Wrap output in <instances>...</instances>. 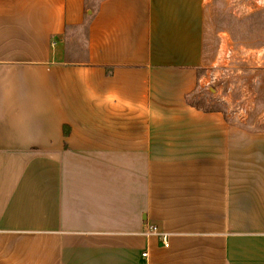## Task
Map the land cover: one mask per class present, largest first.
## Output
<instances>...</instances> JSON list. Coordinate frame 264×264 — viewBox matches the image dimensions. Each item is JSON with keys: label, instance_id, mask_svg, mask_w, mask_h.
<instances>
[{"label": "crops", "instance_id": "crops-1", "mask_svg": "<svg viewBox=\"0 0 264 264\" xmlns=\"http://www.w3.org/2000/svg\"><path fill=\"white\" fill-rule=\"evenodd\" d=\"M212 2L0 0V264H264V128L188 100Z\"/></svg>", "mask_w": 264, "mask_h": 264}, {"label": "rangeland", "instance_id": "rangeland-1", "mask_svg": "<svg viewBox=\"0 0 264 264\" xmlns=\"http://www.w3.org/2000/svg\"><path fill=\"white\" fill-rule=\"evenodd\" d=\"M206 48L205 79L189 102L220 109L239 126L264 128V0H213Z\"/></svg>", "mask_w": 264, "mask_h": 264}, {"label": "built area", "instance_id": "built-area-1", "mask_svg": "<svg viewBox=\"0 0 264 264\" xmlns=\"http://www.w3.org/2000/svg\"><path fill=\"white\" fill-rule=\"evenodd\" d=\"M148 234L161 236V239H162L163 244L166 247L169 246V243H168V235L167 234L163 235L160 232H158V228L156 226H152L150 228V230L148 231Z\"/></svg>", "mask_w": 264, "mask_h": 264}, {"label": "trees", "instance_id": "trees-1", "mask_svg": "<svg viewBox=\"0 0 264 264\" xmlns=\"http://www.w3.org/2000/svg\"><path fill=\"white\" fill-rule=\"evenodd\" d=\"M196 106V105H195ZM197 107V106H196ZM199 108V107H198ZM199 109H201V108H199ZM218 110H220V109H218ZM208 111H212V110H208Z\"/></svg>", "mask_w": 264, "mask_h": 264}]
</instances>
